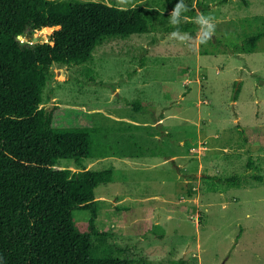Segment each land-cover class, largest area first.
Masks as SVG:
<instances>
[{
    "label": "rangeland",
    "instance_id": "rangeland-1",
    "mask_svg": "<svg viewBox=\"0 0 264 264\" xmlns=\"http://www.w3.org/2000/svg\"><path fill=\"white\" fill-rule=\"evenodd\" d=\"M81 1L142 5L165 22L107 41L82 66L53 65L43 93L41 108L93 109L97 156L84 168H115L113 182L96 189L95 224L106 236L93 239V255L129 252L132 264H264V37L255 52L243 49L264 31V0H201L202 7L184 0L216 25L206 38L196 22L184 41L166 30L177 0ZM53 33L33 36L53 44ZM127 101L142 111L108 108ZM56 169L81 171L71 161ZM231 177L244 184L219 182ZM90 220V212L74 213L80 234Z\"/></svg>",
    "mask_w": 264,
    "mask_h": 264
},
{
    "label": "trees",
    "instance_id": "trees-1",
    "mask_svg": "<svg viewBox=\"0 0 264 264\" xmlns=\"http://www.w3.org/2000/svg\"><path fill=\"white\" fill-rule=\"evenodd\" d=\"M198 5L202 7L201 0ZM187 8L181 24H169L168 32L179 28L195 35L197 12ZM161 16L142 5L124 9L81 0H0V264L133 263L129 252L124 258L93 255V239L106 236L95 224L96 189L111 184L115 172L114 167L84 168L85 161L97 156L93 136L100 129L90 114L93 109L41 105L53 65L91 62L107 41L149 34L158 22L165 26ZM56 26L53 44L18 39ZM263 37L264 31L248 38L244 51L255 52ZM108 108L141 112L143 106L127 101ZM61 161L74 162L81 171L57 170ZM244 181L231 177L219 182L240 188ZM76 211L91 214L86 234L75 228Z\"/></svg>",
    "mask_w": 264,
    "mask_h": 264
},
{
    "label": "clouds",
    "instance_id": "clouds-1",
    "mask_svg": "<svg viewBox=\"0 0 264 264\" xmlns=\"http://www.w3.org/2000/svg\"><path fill=\"white\" fill-rule=\"evenodd\" d=\"M188 11V8L184 0H177L176 7L171 13L170 24L179 25L182 22L183 16L182 13ZM196 22L200 25V31L204 34V37L210 38L215 32L216 25L211 16L198 15L195 18ZM171 37L178 40L184 41L190 39L191 37L187 33H181L179 28L171 32ZM205 42L204 40L201 41Z\"/></svg>",
    "mask_w": 264,
    "mask_h": 264
},
{
    "label": "water",
    "instance_id": "water-1",
    "mask_svg": "<svg viewBox=\"0 0 264 264\" xmlns=\"http://www.w3.org/2000/svg\"><path fill=\"white\" fill-rule=\"evenodd\" d=\"M50 29H53L54 30V32L55 31H57V30H59L60 29V27H53V28H50ZM19 40H21V39H23V37H21V36H19V38H18ZM27 43H30V44H32V45H35V44H40V40H39V36H28L27 37Z\"/></svg>",
    "mask_w": 264,
    "mask_h": 264
}]
</instances>
